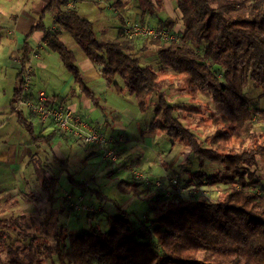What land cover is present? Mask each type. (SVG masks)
I'll use <instances>...</instances> for the list:
<instances>
[{"label": "trees", "instance_id": "1", "mask_svg": "<svg viewBox=\"0 0 264 264\" xmlns=\"http://www.w3.org/2000/svg\"><path fill=\"white\" fill-rule=\"evenodd\" d=\"M69 2L41 4L40 16L20 47L21 65L32 54L29 37L45 33L47 47L59 54L77 86L54 100L84 93L98 105V97L84 85L74 52L61 38L62 31L68 32L99 66L107 87H115L120 96H133L141 113L152 104L147 131L165 132L180 141L201 168L179 165L169 171L167 184L166 176L158 184L148 182L146 189L152 196L141 218L128 209L134 200L123 207L96 188L93 177L78 181L68 175L81 192L87 189L114 204L118 212L106 217L107 228L74 233L56 219L41 225L34 214L3 217L0 213V253H5L0 264H264V171L258 175L250 170L259 162L264 166V130H255L257 123L264 124V106L251 107L244 92L252 84L261 89L264 99V0H171L180 18L165 15L162 0H137L133 20L167 32L173 36L170 39L129 36L124 33V19L113 38L99 39L92 21L75 7H67ZM46 14L56 24L53 31L43 21ZM143 51L155 56L158 69L141 61ZM164 69L181 85L173 98L184 93L195 101L200 95L208 99L211 109L201 116V121L207 120L197 126L215 127V133L202 137L200 129L189 126L188 118L203 112L179 105L163 91ZM17 79L11 108L20 92L21 72ZM179 108L184 110L178 112ZM18 121L28 120L18 113ZM58 133L55 125L48 135L33 138L48 144ZM55 162L65 169L69 165L67 158ZM51 181L55 179L50 176L43 184L53 200ZM118 185L125 192L142 193L134 182ZM189 185H222V191L213 199L193 189L182 190Z\"/></svg>", "mask_w": 264, "mask_h": 264}, {"label": "rangeland", "instance_id": "2", "mask_svg": "<svg viewBox=\"0 0 264 264\" xmlns=\"http://www.w3.org/2000/svg\"><path fill=\"white\" fill-rule=\"evenodd\" d=\"M16 2L21 4L22 8L20 9L26 7L24 10L34 13V20L40 16V2H37V0H0V35L3 39L0 45V148L5 149V153L0 155L1 215L3 217H13L20 214H34L37 223L41 225L45 222L51 223L56 219L68 231L74 233L89 231L95 226L106 229V217L118 212L114 204L95 197V194L87 191V189L81 192L69 180L68 175H71L78 181L93 177L96 184L90 182V186L93 187L94 184L106 196L116 203L122 204L123 207H127L134 200V203L132 202L133 204L128 209L141 218L152 196L146 189L148 182L158 184L157 182H161L159 178L166 176L164 181L167 184V180L170 179L168 178L169 171L176 170L177 166L185 164L190 165L191 169L197 168L198 170L201 168L199 160L193 153L188 152L180 141L168 136L165 132L156 133L155 136H145V133H148L147 124L152 117V104L148 106L144 113H141L137 109V101L133 96L126 94L120 96L118 94L119 97L117 98L113 95L117 93V90L111 86L110 89L107 87L105 93L101 95V98H105L106 101L100 99V104L105 106L106 116H109L112 112L124 127L120 131L111 127L112 133L116 134L115 136H120L118 139L122 138V140L105 146V149L111 148L113 150L115 159L105 157L100 146H92L90 149L93 150V154H90L84 151L74 139L69 144H64L55 137L53 140L55 145H52V147H59L56 143L61 142L64 147L62 154L65 155L64 158L69 160L68 167L66 169L61 168L55 162V155H49L42 149L44 145H50L51 143H45L43 138L37 140L33 138V135L44 133L42 125L35 120L36 118L26 122L28 124L20 123L18 113L13 112L11 109L13 91L18 84L17 76L22 69V65L17 58L18 53L17 55L15 53L16 45L10 42V35L6 32L18 15L19 10H15L17 6H13ZM34 3H37L38 6H34ZM72 6L78 10L82 17L92 21L95 35L99 39L113 38L116 27L122 19L128 18L125 23L135 21L133 18L139 9L137 8V0H75ZM161 8H163L165 15L180 18V14L171 0H162ZM43 21L48 28L54 22L48 14L43 17ZM180 25V22L175 25L174 30L176 32L180 29ZM61 38L74 52L76 63L83 72L84 62L87 61L84 50L68 32L62 31ZM39 45L34 49L35 54L30 57V85L32 88L44 90L48 97H65L72 89L77 88L73 76L63 65L59 54L47 47L45 40H40ZM140 59L157 69L160 67L159 61L150 51L141 52ZM160 76L163 82V91L169 93L173 101L179 105L197 107L202 110L203 114L200 116H190L188 118L189 126L193 129L198 128L195 130L197 132L201 130L200 135L202 137L215 133V127L197 126V123L201 121V116H206L208 110L211 109L209 108L208 99L200 95L198 96L199 100L195 101V99H189L184 93H180L173 98L181 90L180 83L175 81L176 79L172 74L165 69ZM85 85L95 94H99L102 93L103 86L105 87L106 83L102 77H99L94 81H85ZM252 86V84L246 86L244 90L245 98L251 107L262 108L264 99L260 96L261 89ZM95 87L98 89H95ZM78 95L79 93L76 94V97ZM74 97L72 98L74 99ZM13 103L14 101L12 105ZM101 108L97 107L95 109L93 118H98L101 114H104ZM182 110L184 109L179 108L177 111ZM205 120L207 119L204 118L201 123ZM108 123H110L109 120ZM29 126L33 127L31 132L28 130ZM95 126L98 130L99 128L106 129L108 124L103 127ZM255 130L263 131L264 124L257 123ZM128 140L136 141L135 144L137 145H128V148L123 149L124 151L116 147L118 142L123 144L127 143ZM139 141H144L143 144L147 147L144 152L142 151L145 148L140 149L138 147ZM91 155L92 157H90ZM258 165L256 169L252 167L250 170H255L254 172L259 175L264 171V166L260 162ZM50 176L55 179V182H49V188L52 190L54 197L53 200H51L50 193L47 191L48 188L44 187L43 184V181L49 179ZM120 181L134 182L136 185L134 188L137 187L142 193L137 195L132 191H123L118 185ZM177 184L181 185L179 182ZM221 186L215 188L212 185H201L200 187L189 185L183 187L182 190L193 189L196 193L201 192V194L214 199L222 191ZM89 212L95 214V216L92 217ZM48 213L49 216H45ZM47 218L48 220L45 221ZM49 226L46 228L47 231L51 230ZM0 255L5 256V253L2 252Z\"/></svg>", "mask_w": 264, "mask_h": 264}, {"label": "crops", "instance_id": "3", "mask_svg": "<svg viewBox=\"0 0 264 264\" xmlns=\"http://www.w3.org/2000/svg\"><path fill=\"white\" fill-rule=\"evenodd\" d=\"M48 1L49 0H37V2H40V6H41L42 3H45V2H48ZM33 5L34 6H38L37 3L36 4L34 3ZM13 6H17L15 10H19L18 11V15L15 17V21L10 26V28H7L6 32H8L9 35H10L9 36L10 42H12L13 44L16 45L15 53H16V55L18 53L17 58H18V60L20 62V47H21V45H22V43L24 41V34H26L30 30L31 25L33 24V22L35 20H34V13H30V12L24 10L26 7L24 9H20L22 7H21V4H19L18 2L13 4ZM126 19H128V18H124V20H126ZM55 25L56 24H54V22H53L51 27H49V30L51 29V31H53L56 28ZM2 40L3 39L1 38L0 45L3 42ZM40 40H43V41L45 40V33L41 32V31L35 32L28 39V43L33 48L32 52H34V54H35L34 49L36 48V46L37 47L40 46L39 45V41ZM29 61H30V59H29ZM78 68H79V66H78ZM83 69H84L83 72H81V70H80V72L82 74L84 85H85V81H94V80H97L99 77H101L99 66L93 64L88 58H87V61L84 62ZM32 74H33V70H32ZM95 89H98V88L95 87ZM105 89H107V86H105V87L103 86L102 93H99V94H95L94 93L98 97V100H99L98 105H96V106L94 104H92L90 99L87 96H85L84 93H79L78 97H76V95H74L75 97L74 96H70L69 98L67 97L63 101H60L59 99H55V102H54L53 105L54 106H63V107L64 106H69V107H71L72 109L75 110L76 113H78L80 115V117L83 120L89 122L93 127H96L95 125L103 127V126H105V124H108L106 129L105 128H99V130L104 132L107 136H111L110 138L113 140L112 143L114 144L117 141H119L118 138L120 136L119 137L115 136L116 134L112 133L111 127L118 129V131H120V129L124 128V127L116 119V117L112 114V112H110L109 116L108 115L106 116L105 109H104L105 106H102L100 104V99H101V101L102 100L104 102L106 101L105 98L104 99L101 98V95L105 93ZM39 91H43L44 92V90H42L40 88L35 89V87L32 88L31 85H29V92H28L29 97L28 98H35L36 97V93L39 92ZM44 93L46 94V92H44ZM113 95L115 97H117V98L119 97V95L117 93L116 94L114 93ZM49 97L53 98L54 96H49ZM72 97H74V99ZM68 99H70V100L68 101ZM97 107H100V108L102 107L101 109L104 111L105 118H104V114H101V116H99L98 118H93V114L95 112V109H97ZM137 109H138V107H137ZM86 111L91 113V114L89 115ZM22 114L26 118V120H28V121L30 120L31 121V119H35L36 118L35 120H37L42 125V129H43L44 133H41V134L36 135V136L48 135L49 133H51L53 131L55 125L50 120L42 122L31 111H28V112L23 111ZM108 120H109L110 123H108ZM137 127H138V125H137ZM32 129H33V127H32ZM145 136H155V134L148 132V133H145ZM55 137H57L56 139H58V140L60 139V141H62L64 144H67V143L69 144V142L72 139H74V138L71 137L70 135H59V134H56V135H54L52 137V139L49 140L48 144L51 143L50 145H44L42 147L43 151L48 153L49 155L50 154L53 155V156L55 155V157L57 159H63L65 157V155L62 154V152H64V147L61 145V142L56 143V144L59 145V147L58 146L57 147H55V146L52 147V145H55V143L53 142ZM143 142L144 141H139V144H138V147H140V149L145 148V149H143L142 152H144V150L147 149V147L143 144ZM135 143H137V142L136 141H131V140H128L127 143H123V144H120V142H118L116 144V147H119L121 151H124L123 149L125 147L128 148L127 147L128 145H130V146L137 145ZM79 146L84 151L89 152L90 154H93V152H92L93 150L90 149L92 147L91 145H88V146L79 145ZM4 153H5V149L0 148V155H3ZM59 155L61 156V158H60ZM90 157H92V155ZM89 186H90V184H89Z\"/></svg>", "mask_w": 264, "mask_h": 264}, {"label": "built area", "instance_id": "4", "mask_svg": "<svg viewBox=\"0 0 264 264\" xmlns=\"http://www.w3.org/2000/svg\"><path fill=\"white\" fill-rule=\"evenodd\" d=\"M75 0H70L69 8L72 7ZM124 33L129 36H158L164 39L173 38L165 31H157L149 24H141L139 22H127L124 26ZM32 52L31 55H33ZM21 83L19 95L14 100L12 111L23 113V111H31L40 121L50 120L59 130L60 135H70L79 145L82 146H100L103 149L105 157L115 159L113 150L105 149V146L112 143V139L93 127L89 122L83 120L78 113L71 107L54 106V98L48 97L43 91L36 93L34 99L28 98L31 66L30 61L22 66ZM122 140V138H120ZM119 140V141H120ZM108 159V158H107Z\"/></svg>", "mask_w": 264, "mask_h": 264}]
</instances>
